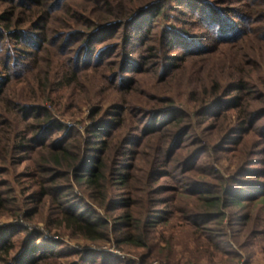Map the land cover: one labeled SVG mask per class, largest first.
<instances>
[{
	"label": "trees",
	"instance_id": "obj_1",
	"mask_svg": "<svg viewBox=\"0 0 264 264\" xmlns=\"http://www.w3.org/2000/svg\"><path fill=\"white\" fill-rule=\"evenodd\" d=\"M0 66V220L138 264L264 241V0H0ZM27 231L0 264H137Z\"/></svg>",
	"mask_w": 264,
	"mask_h": 264
},
{
	"label": "rangeland",
	"instance_id": "obj_2",
	"mask_svg": "<svg viewBox=\"0 0 264 264\" xmlns=\"http://www.w3.org/2000/svg\"><path fill=\"white\" fill-rule=\"evenodd\" d=\"M173 16L174 15H172V18L170 19L171 23H175ZM0 76H3L1 66H0ZM83 112L85 115H87L88 109L85 108ZM24 168L25 166L20 167L18 169V173H22L24 171ZM220 169L226 175L230 171V169L227 166V163H225V166H220ZM9 225H18V226L20 225L25 229H28L27 231L28 233L34 231H40L44 233L45 236H47L48 238H51L52 240L58 241L61 244H63L66 250L67 249L76 250V251L90 250L95 252H105L112 254L114 256H119L122 259L135 261L137 264L140 263V257L145 253L144 250L136 249L130 246H124L123 248L120 249L116 246V244H110L106 242H90L82 239H72L69 236H54L53 234H52L53 236L51 237L47 235L48 233H46L47 232L46 227L44 223L39 219H35L34 221H28L23 219V217H21L20 219H16L14 217H3L0 220V228ZM28 233H15V236L13 238L16 242L17 252H20L23 246L27 243ZM245 236H246V227H245ZM177 250L180 252L182 251V248L178 247ZM243 255L245 258L244 259L245 264H264V241L263 242L255 241L254 245H252L251 248L243 251ZM179 257L187 258V255H185L184 253L181 254L180 252ZM151 264H162V263L160 261H155L152 262ZM201 264H206V263L205 261H202Z\"/></svg>",
	"mask_w": 264,
	"mask_h": 264
}]
</instances>
